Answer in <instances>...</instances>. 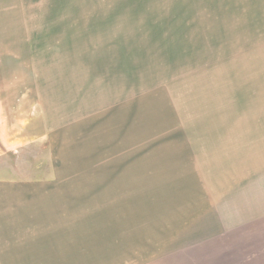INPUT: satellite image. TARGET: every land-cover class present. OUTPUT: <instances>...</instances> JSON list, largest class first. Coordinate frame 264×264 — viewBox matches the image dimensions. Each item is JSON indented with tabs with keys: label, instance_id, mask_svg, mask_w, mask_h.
Here are the masks:
<instances>
[{
	"label": "rangeland",
	"instance_id": "1",
	"mask_svg": "<svg viewBox=\"0 0 264 264\" xmlns=\"http://www.w3.org/2000/svg\"><path fill=\"white\" fill-rule=\"evenodd\" d=\"M6 1L0 264L142 258L221 148L264 182V0Z\"/></svg>",
	"mask_w": 264,
	"mask_h": 264
},
{
	"label": "crops",
	"instance_id": "2",
	"mask_svg": "<svg viewBox=\"0 0 264 264\" xmlns=\"http://www.w3.org/2000/svg\"><path fill=\"white\" fill-rule=\"evenodd\" d=\"M219 150L214 160L201 159L217 167L215 178H200L210 193L185 196L184 205L169 212L166 227L141 230L151 236L144 243L137 232L135 244L147 241L150 249L130 264H264V182L245 175L248 169L262 171L261 164L254 169L248 167L255 164L252 156L239 159L228 157L230 149Z\"/></svg>",
	"mask_w": 264,
	"mask_h": 264
}]
</instances>
